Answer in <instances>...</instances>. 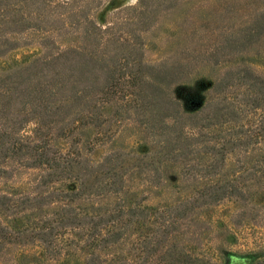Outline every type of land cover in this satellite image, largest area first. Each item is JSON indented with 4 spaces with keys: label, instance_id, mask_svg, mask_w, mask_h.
<instances>
[{
    "label": "trees",
    "instance_id": "1",
    "mask_svg": "<svg viewBox=\"0 0 264 264\" xmlns=\"http://www.w3.org/2000/svg\"><path fill=\"white\" fill-rule=\"evenodd\" d=\"M73 2L0 0V56L12 47L10 33L30 27L66 32L77 28L81 16L71 9ZM165 2L138 0L123 10L138 9L135 24L141 30ZM108 29L87 21L78 46H67L14 70L0 68V160L21 151L17 136L35 121L42 139L26 145L31 164L52 168L48 183L62 176L63 168L72 171L74 188L63 191L65 202L54 191L24 199L22 210L33 200L39 205L43 200L60 203L58 216L35 231L37 240L49 245L65 230L73 231V251L84 253L81 259L76 256V264H220L229 262V250L242 257L235 264H264V152L252 155L264 147V73L254 64L264 68V50H256L219 78L193 89L180 82L184 67L141 61L137 30L120 38ZM260 38H264V10L252 24L228 38L216 60L224 51H235ZM112 102L118 105L117 114L120 109L133 110L145 145L149 142L158 149L159 162L208 156L203 164L189 168L192 176L205 182L188 198L154 208L121 194L123 173L142 165L141 155L122 162L118 160L122 154L114 151L97 164H89L77 158V150L50 152L53 126L72 114L98 127L105 121L99 108ZM149 154L144 155L154 158ZM230 154L235 164L224 174ZM86 196L92 200L89 208L71 205ZM106 196L114 200L107 205L93 202ZM224 202H233V208L222 216H200ZM19 205L0 194L3 215ZM26 228L10 229L0 221V260L13 239L18 245L24 243ZM212 229L220 231L218 244L210 236ZM235 244L237 249L230 248ZM117 246L120 252H107Z\"/></svg>",
    "mask_w": 264,
    "mask_h": 264
},
{
    "label": "rangeland",
    "instance_id": "2",
    "mask_svg": "<svg viewBox=\"0 0 264 264\" xmlns=\"http://www.w3.org/2000/svg\"><path fill=\"white\" fill-rule=\"evenodd\" d=\"M56 1L52 0V3ZM137 2L138 0H74L71 9L78 10V15L81 16L77 28L66 32L30 27L21 32L10 33L8 38L12 47L0 56V68L14 70L67 46H78L82 42L85 22L90 20L104 29L109 28V33L120 38H124L134 29L137 30L141 42V61L154 66L173 64L184 67L180 82L193 89L198 84L201 87L219 78L226 70L237 66L240 59L250 58L256 50H264V38H260L235 51H224L218 60L215 57L219 51H223V45L227 44L228 38L252 24L257 14L264 10V0H166L159 6L151 22L141 30L135 24L140 17L138 9L123 10L137 5ZM81 5L83 14L79 12ZM254 64L264 73L262 65L258 62ZM118 109V105L113 102L100 107L105 121L98 127L84 120L79 121L71 114L50 129V152L57 155L58 151L65 153L77 150V158L89 164H97L105 155L114 151L122 154L118 158L122 162L137 160L134 157L141 155L143 164L123 173L124 189L121 194L127 198H136L143 205L154 208L171 206L188 198L205 182L192 176V169L189 168L203 164L208 156L198 154L188 160L159 162L155 153L158 149L151 147L149 142L145 145L133 110L125 113L120 109L117 114ZM121 114L127 115L120 120ZM36 127L35 121L25 125L17 136L21 151L0 160V194L9 195L14 202L20 203L19 208L13 209L7 216L0 212V221L10 229L23 226L28 229L23 244L18 245L16 239H13V243L5 246L0 264H76V256L81 259L84 253H74L71 243L74 238L73 231L65 230L49 245L41 243L36 237L35 231L38 227L47 226L48 221L58 216L59 201L50 204L43 200L39 205L34 203L37 200H33V204L21 209L27 196L39 193L45 196L54 191V196H59L65 202L67 196L63 191L74 188L73 177L69 174L72 171L67 168L62 169V176L56 181L48 183L50 176L47 174L53 171L52 168L31 164L32 158L25 150L26 145L42 139L41 131ZM146 152L154 154V158L144 155ZM262 152L264 147L254 150L252 155L259 156ZM234 164V154L228 155L222 173L229 174ZM113 200V196H106L93 202L107 205ZM91 203L92 200L87 196L71 201L72 206L83 208H89ZM232 208L233 202H224L204 210L200 216L211 213L213 216H222ZM218 234L220 231L214 229L210 233L215 244L221 240ZM57 240L61 243L58 249ZM123 247L126 253L127 246ZM227 247L226 245L225 249ZM237 247L238 244H235L230 248ZM109 251L111 254L120 252L121 246L107 252ZM227 256L229 262L220 264H235L242 259L233 250H229Z\"/></svg>",
    "mask_w": 264,
    "mask_h": 264
}]
</instances>
